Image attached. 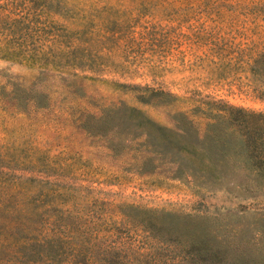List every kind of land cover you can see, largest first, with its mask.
Returning <instances> with one entry per match:
<instances>
[{
  "label": "rangeland",
  "instance_id": "obj_1",
  "mask_svg": "<svg viewBox=\"0 0 264 264\" xmlns=\"http://www.w3.org/2000/svg\"><path fill=\"white\" fill-rule=\"evenodd\" d=\"M134 110L201 137L225 112L264 122V0H0V264H59L42 249L71 234L66 211L97 224L91 241L120 205L264 243V188H197L157 156L143 167Z\"/></svg>",
  "mask_w": 264,
  "mask_h": 264
},
{
  "label": "trees",
  "instance_id": "obj_2",
  "mask_svg": "<svg viewBox=\"0 0 264 264\" xmlns=\"http://www.w3.org/2000/svg\"><path fill=\"white\" fill-rule=\"evenodd\" d=\"M236 114L211 118L201 137L191 126L168 130L134 110L129 142L138 154L148 155L143 167L152 164L155 169L151 156H157L174 167L175 179L197 188L254 194L264 188V122L253 127L255 116ZM118 208L120 222H106L110 234L91 241L81 236L90 227L99 228L97 224L80 225L81 215L66 211L75 220L71 234L63 229L57 238L45 239L43 253L59 264H264V243L240 249L224 234L192 225V216L131 205Z\"/></svg>",
  "mask_w": 264,
  "mask_h": 264
}]
</instances>
